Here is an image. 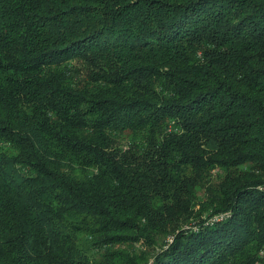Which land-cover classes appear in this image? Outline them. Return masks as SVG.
Instances as JSON below:
<instances>
[{
	"label": "trees",
	"instance_id": "obj_1",
	"mask_svg": "<svg viewBox=\"0 0 264 264\" xmlns=\"http://www.w3.org/2000/svg\"><path fill=\"white\" fill-rule=\"evenodd\" d=\"M0 264H264V0H0Z\"/></svg>",
	"mask_w": 264,
	"mask_h": 264
},
{
	"label": "rangeland",
	"instance_id": "obj_2",
	"mask_svg": "<svg viewBox=\"0 0 264 264\" xmlns=\"http://www.w3.org/2000/svg\"><path fill=\"white\" fill-rule=\"evenodd\" d=\"M129 141H130V137H128V136H124V137H121V139H120V145H122V146H125V147H127V145L129 144ZM217 170H212V176L213 177H217L216 175H217ZM212 179L213 178H211L210 179V182H212ZM75 235H76V237H77V239L79 240V242H81V243H83V242H85L86 241V234L85 233H83V232H77V233H75ZM88 243H90V241H92V239L91 238H88ZM113 249H115V247L114 246H111V245H106V247H104L102 250H101V252L102 251H106V250H113ZM91 257H93V258H98V259H100V255H102L101 253H100V251H93V252H91L90 254H89Z\"/></svg>",
	"mask_w": 264,
	"mask_h": 264
},
{
	"label": "built area",
	"instance_id": "obj_3",
	"mask_svg": "<svg viewBox=\"0 0 264 264\" xmlns=\"http://www.w3.org/2000/svg\"><path fill=\"white\" fill-rule=\"evenodd\" d=\"M223 216H224V215H222L221 217H223ZM221 217H220V218H221ZM215 218H217V217H215Z\"/></svg>",
	"mask_w": 264,
	"mask_h": 264
}]
</instances>
